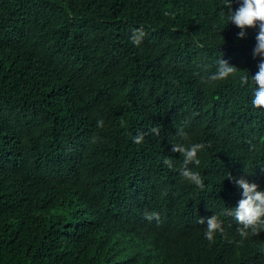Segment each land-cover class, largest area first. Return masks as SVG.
I'll return each mask as SVG.
<instances>
[{"label":"trees","instance_id":"trees-1","mask_svg":"<svg viewBox=\"0 0 264 264\" xmlns=\"http://www.w3.org/2000/svg\"><path fill=\"white\" fill-rule=\"evenodd\" d=\"M224 6L0 0V264H264V231L242 240L221 215L236 178L264 190L257 29L238 38ZM221 58L239 71L208 82ZM174 143L209 145L189 165L203 189L179 176ZM213 214L224 232L210 244L197 221Z\"/></svg>","mask_w":264,"mask_h":264},{"label":"clouds","instance_id":"clouds-1","mask_svg":"<svg viewBox=\"0 0 264 264\" xmlns=\"http://www.w3.org/2000/svg\"><path fill=\"white\" fill-rule=\"evenodd\" d=\"M239 7L233 10L232 0H225V6L220 10L219 16L222 22L235 25L240 31L238 38L243 39L247 35L248 29H257L256 46L253 49V58H260L258 64V72L254 77H251L255 85L251 104L254 108L264 109V0H238ZM143 29H135L131 36V42L135 46H139L144 37ZM239 70L230 65L227 61L221 58L218 61L216 71L208 77V82L227 81L229 78H234ZM242 72V71H241ZM240 83L242 86L248 85L249 77L241 76ZM97 128L104 126V121L98 120ZM155 134L159 133L158 129H152ZM178 135L185 137L186 134L182 131ZM144 141V133H137L132 137V142L139 145ZM209 145L204 143H174L172 151L179 153L182 158V164L177 169L179 176L183 181L188 182L200 189L204 188V179L199 171H196L193 165L199 167L201 160L199 154L204 151ZM164 165L169 169H173L174 162L172 158H165ZM228 179H232L229 175ZM236 187L241 190V199L234 208H226L221 215L232 217L238 227L237 232L241 239H247L250 236L259 234L264 231V190H260L259 186L243 177L234 180ZM145 218L149 221L159 219L157 213H146ZM197 223L205 225L203 228L204 239L210 244L214 242L217 234L224 232V221L219 215L213 214L211 217L199 218Z\"/></svg>","mask_w":264,"mask_h":264}]
</instances>
